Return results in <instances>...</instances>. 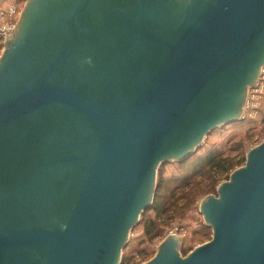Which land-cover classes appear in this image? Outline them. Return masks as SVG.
Segmentation results:
<instances>
[{
    "label": "water",
    "instance_id": "95a60500",
    "mask_svg": "<svg viewBox=\"0 0 264 264\" xmlns=\"http://www.w3.org/2000/svg\"><path fill=\"white\" fill-rule=\"evenodd\" d=\"M264 0H26L0 58V264H120L164 161L241 118ZM201 203L211 242L146 264H264V143Z\"/></svg>",
    "mask_w": 264,
    "mask_h": 264
},
{
    "label": "rangeland",
    "instance_id": "374dc122",
    "mask_svg": "<svg viewBox=\"0 0 264 264\" xmlns=\"http://www.w3.org/2000/svg\"><path fill=\"white\" fill-rule=\"evenodd\" d=\"M10 2V6L0 7V30L15 28L26 4V0ZM11 8L16 9L15 14L10 15ZM4 50L5 40L0 34V58ZM263 143L264 66L255 84L247 90L240 119L211 130L196 149L193 158L184 165L174 160L159 165L156 185L160 179L167 182V188L160 191V200L163 202L161 214L150 210L141 215L139 222L128 232L127 245L121 251V261L128 260L127 264L150 262L159 252V245L169 235L180 238L181 245L176 250L182 258H186L197 247L211 242L213 227L201 211L202 201L211 195L217 199L219 188L228 183L236 171L246 166L248 153ZM210 153L217 157V161L227 160L234 166L229 169L225 166L222 170L219 168L222 172L212 170L201 161ZM185 181L190 184L184 186ZM149 220H155L156 227L146 234L145 222Z\"/></svg>",
    "mask_w": 264,
    "mask_h": 264
},
{
    "label": "trees",
    "instance_id": "16d2710c",
    "mask_svg": "<svg viewBox=\"0 0 264 264\" xmlns=\"http://www.w3.org/2000/svg\"><path fill=\"white\" fill-rule=\"evenodd\" d=\"M195 154V153H194ZM194 154L192 155V156H190V157H188V158H186L185 160H183V161H180V162H178L179 164H182V165H184L185 163H187L188 161H190L192 158H193V156H194ZM199 161V160H198ZM201 161H203L209 168H211L212 170H214V171H219V168L222 170L223 169V167H225V166H227V168L229 169V168H232L234 165H232V164H229V162L227 161V160H225V161H223V162H219V161H217V157L216 156H214L213 154H208V155H206L204 158H203V160H201ZM195 163V162H194ZM193 163V164H194ZM226 164V165H225ZM227 168H226V170H227ZM219 171V172H222V171ZM166 181L164 180V179H160L159 180V182L157 183V185H156V191H155V197H154V201H153V204H152V206L151 207H149V208H147L144 212H143V214L142 215H144L146 212H149L150 210H154V211H157V213L158 214H161V210H162V205H163V202H161V200H162V195H160V191L164 188H167V186H166ZM188 184H190L189 182H187V181H185V184H184V186L185 185H188ZM161 199V200H160ZM168 211V210H167ZM166 211V212H167ZM160 212V213H159ZM146 224H147V226H146V229H145V231H146V234H149L155 227H156V224H155V220H149V221H146L145 222ZM126 261V262H125ZM128 263V260H125V259H122V262H121V264H127Z\"/></svg>",
    "mask_w": 264,
    "mask_h": 264
},
{
    "label": "built area",
    "instance_id": "2783aa9c",
    "mask_svg": "<svg viewBox=\"0 0 264 264\" xmlns=\"http://www.w3.org/2000/svg\"><path fill=\"white\" fill-rule=\"evenodd\" d=\"M9 12H10V15L15 14L16 9H15V8H11V9L9 10ZM0 14H1V13H0ZM11 30H12V29H11ZM11 30H9V29L0 30V34H1L2 38H4V40H6V38L10 36V34H11L10 31H11Z\"/></svg>",
    "mask_w": 264,
    "mask_h": 264
},
{
    "label": "crops",
    "instance_id": "0c3cea01",
    "mask_svg": "<svg viewBox=\"0 0 264 264\" xmlns=\"http://www.w3.org/2000/svg\"><path fill=\"white\" fill-rule=\"evenodd\" d=\"M11 5L10 0H0V7L6 8Z\"/></svg>",
    "mask_w": 264,
    "mask_h": 264
},
{
    "label": "flooded vegetation",
    "instance_id": "af4514ba",
    "mask_svg": "<svg viewBox=\"0 0 264 264\" xmlns=\"http://www.w3.org/2000/svg\"><path fill=\"white\" fill-rule=\"evenodd\" d=\"M122 262V261H121ZM121 262H120V264H121Z\"/></svg>",
    "mask_w": 264,
    "mask_h": 264
},
{
    "label": "bare ground",
    "instance_id": "6f19581e",
    "mask_svg": "<svg viewBox=\"0 0 264 264\" xmlns=\"http://www.w3.org/2000/svg\"><path fill=\"white\" fill-rule=\"evenodd\" d=\"M11 32V31H10Z\"/></svg>",
    "mask_w": 264,
    "mask_h": 264
}]
</instances>
